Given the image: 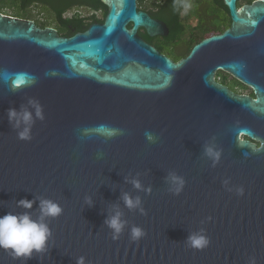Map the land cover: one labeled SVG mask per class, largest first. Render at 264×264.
<instances>
[{
	"label": "water",
	"instance_id": "1",
	"mask_svg": "<svg viewBox=\"0 0 264 264\" xmlns=\"http://www.w3.org/2000/svg\"><path fill=\"white\" fill-rule=\"evenodd\" d=\"M101 1L104 21L72 37L0 12V215L38 219V197L63 209L47 219L46 253L19 260L0 249V264H264V0H223L231 26L178 62L138 36L170 33L139 0ZM219 72L254 97L220 84ZM22 107L34 115L30 141L8 120ZM208 145L222 152L215 167ZM173 172L185 180L179 196ZM124 194L147 214L129 210ZM25 198L33 209L17 206ZM116 208L128 226L113 241L105 220ZM134 225L147 233L138 243ZM201 229L211 240L203 251L186 244Z\"/></svg>",
	"mask_w": 264,
	"mask_h": 264
},
{
	"label": "clouds",
	"instance_id": "2",
	"mask_svg": "<svg viewBox=\"0 0 264 264\" xmlns=\"http://www.w3.org/2000/svg\"><path fill=\"white\" fill-rule=\"evenodd\" d=\"M174 9L180 12L181 15L187 14L193 7L190 0H174ZM29 104L34 109L36 119L43 120V108L36 100H30ZM9 123L14 128L19 129L18 138L23 141H30L32 139L31 131L34 124L33 111L28 108H21L17 111L15 108L8 110ZM109 137L118 134V130H107ZM146 138L153 141L154 137L150 133H146ZM205 155L212 160L213 167L219 164L222 152L216 150L214 146L208 145L205 147ZM167 182L171 185L170 192L173 195L179 196L185 187V180L182 176L176 173H169ZM131 183L138 190L147 191L149 194L152 192L151 188L143 189L142 184L138 179L132 180ZM225 187L229 184L228 180L224 182ZM231 191V189H228ZM238 195H244L243 187L238 188ZM39 199V218L34 219L30 211H25L19 214L8 212L5 215H0V249L8 251L14 259L28 260L32 259L35 254H44L48 251L49 241L53 237V233L47 223L48 218H58L62 215V207L52 199L37 198ZM123 201L129 210L139 209L142 215H146V210L142 207L140 197L133 199L130 195L124 194ZM89 206L92 205L90 197L85 201ZM17 206L25 209H33L35 200L21 199L16 202ZM209 221L212 219L208 218ZM105 224L111 230V238L113 241H118L123 234L125 228L128 226V221L123 219V213L119 208L114 209V213L109 215L105 220ZM147 233L139 226H132L130 231V239L133 243H138L143 239ZM186 244L195 250L203 251L211 244L210 238L207 236L204 229L198 232H192L186 241ZM76 264H86L83 256L77 258ZM249 264H256L255 258H250Z\"/></svg>",
	"mask_w": 264,
	"mask_h": 264
},
{
	"label": "trees",
	"instance_id": "3",
	"mask_svg": "<svg viewBox=\"0 0 264 264\" xmlns=\"http://www.w3.org/2000/svg\"><path fill=\"white\" fill-rule=\"evenodd\" d=\"M148 1L150 6L139 9L147 10L152 17L165 22L170 30L169 38L162 45V49L168 50L176 59L187 57L193 47L206 37L214 34H220L231 26V17L229 9L223 0H190L193 4L192 9L185 15L174 9V0H139L140 4ZM34 6H40V12L46 17H52L59 24L60 33L73 36L78 31L86 30L90 23L102 22L103 19L96 14L92 18H84L80 15L67 17L66 12L70 9L80 6H88L95 10L101 9L104 17L107 14V6L101 0H0V12L6 8H11L15 17H32L30 9ZM211 9L210 14H208ZM205 13V19L202 17ZM180 43L181 52L176 54L173 51L174 44ZM222 81H230L229 75L223 72L218 74ZM231 85L233 91L240 94H248L254 97V92L242 85L235 79H232Z\"/></svg>",
	"mask_w": 264,
	"mask_h": 264
},
{
	"label": "flooded vegetation",
	"instance_id": "4",
	"mask_svg": "<svg viewBox=\"0 0 264 264\" xmlns=\"http://www.w3.org/2000/svg\"><path fill=\"white\" fill-rule=\"evenodd\" d=\"M255 1H257V0H240V1L238 2V7H241V6H244V5H250V4L254 3ZM241 2H242V3H241ZM34 7H35V6H34ZM36 7H38L39 10L41 9L40 6H36ZM82 10H88L90 13H89L88 15H85V14H83L84 12H83ZM139 10H143V11L147 12L148 14H150L147 10H144V9H139ZM72 11H73V12H72ZM71 12H72V14L69 15ZM97 13H103V11H102L101 9H99V10H95L94 8H91V7H88V6H80V7H75V8H73V9H70L68 12H66V16L71 18V17H74V16H76V15H80L81 17H84V18H85V17H86V18H92L93 15H94V14H97ZM103 14H104V13H103ZM41 15H42V14H41ZM150 15H151V14H150ZM42 16H44V15H42ZM151 16H152V15H151ZM45 17H46V16H45ZM19 18H21V17H19ZM48 18H50L49 20H53L54 23H53V24H50ZM153 18H154V17H153ZM22 19L31 20V19H28V18H22ZM104 19H105V17L103 18V21H104ZM156 19H157V18H156ZM32 21H34L35 24H36V26H37L38 28H40V29H43V30H44V29H47V28H53V29L57 30L59 36H61V37H72V36H67V35H64V34L60 33L59 24H58L57 21H56L55 19H53L52 17H46V18H44V19H42V20H32ZM103 21H102V22H103ZM87 22H92V23H90V25H92L93 23H95V22H93L92 20H87ZM54 25H55V26H54ZM90 25H89V27H90ZM89 27H88V28H89ZM132 27H133V24L130 23V24L128 25V28L131 29ZM88 28H87V29H88ZM87 29H86V30H87ZM86 30L78 31V32H84V31H86ZM78 32H77V33H78ZM138 36H139L141 39H143L145 42H147L148 44H150V45L154 46L155 48H157V50H159V52H160L161 54H163V55L169 57L170 59H172V60L175 61V62H178V61H180V60L186 58V57H182V58L176 59L175 56H173L168 50H164V49H162V45H163V44H160L159 42H160L161 40H163L164 43H165V41L169 38V35H167V36H156V37H150V36L147 34V32H146V30H145L144 28H140V29L138 30ZM219 73H220V72H219ZM217 79H218V82H219L220 84H222V85H224V86H227L228 88H230L231 90H233L232 87H231V84L229 83L230 81H222V78H220V77L218 78V75H217ZM232 82H233V81H232Z\"/></svg>",
	"mask_w": 264,
	"mask_h": 264
},
{
	"label": "rangeland",
	"instance_id": "5",
	"mask_svg": "<svg viewBox=\"0 0 264 264\" xmlns=\"http://www.w3.org/2000/svg\"><path fill=\"white\" fill-rule=\"evenodd\" d=\"M242 3V2H241ZM143 6V7H149L150 6V4H149V2L148 1H145L143 4H140L139 3V7L140 6ZM84 13L83 14H85V15H88L90 12L88 11V10H82ZM14 11L11 9V8H6L5 10H3V13L4 14H6V15H14L15 13H13ZM73 12V11H72ZM72 12L69 14V15H71L72 14ZM210 12H211V9H209V11H208V14H210ZM30 14L32 15V17H29V18H31V20H42V19H44V18H46L45 16H42L41 15V12H40V10H39V8L38 7H33V8H31L30 9ZM97 15V17L98 18H100V19H103L104 18V14L103 13H97L96 14ZM204 19H205V13H204V15L202 16ZM50 18H48V20H49ZM49 22H50V24H53L54 23V21L53 20H49ZM55 26V25H54ZM160 44H164V41L163 40H161L160 42H159ZM174 46H175V48H173V51L176 53V54H178V53H180L181 52V45H180V43H177V44H174ZM218 74H220V73H218ZM232 77L231 76H229V80H230V84L232 85Z\"/></svg>",
	"mask_w": 264,
	"mask_h": 264
}]
</instances>
